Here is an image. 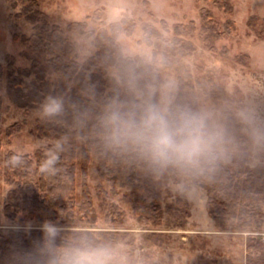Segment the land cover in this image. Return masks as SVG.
<instances>
[{
    "label": "rangeland",
    "instance_id": "obj_1",
    "mask_svg": "<svg viewBox=\"0 0 264 264\" xmlns=\"http://www.w3.org/2000/svg\"><path fill=\"white\" fill-rule=\"evenodd\" d=\"M232 8L225 13L213 0H39L40 7L48 14L52 23L60 24L66 36L77 43L78 57L83 61L99 52V37L110 34L111 26L122 27L117 38L124 56L141 55L160 74L174 78L180 98L194 97L197 102L220 105L225 102L244 103L252 106L264 117V0H227ZM208 8L223 27L231 21L236 27L235 34L214 39V44L226 54H214L201 37V9ZM21 6H12L7 0H0V63L6 64L7 57L13 56L30 82L36 77L31 66L36 59L38 69L55 88H63L67 101L79 96L84 102L94 100V95L80 88L76 79H68L47 66L38 55L24 44L22 35L31 34L34 23L18 15ZM89 17V18H88ZM165 20L166 24L161 22ZM194 21L197 29L193 34L175 36L173 26L178 22ZM71 21H86L94 33L88 37L83 33L68 29ZM135 21L136 28L126 33ZM157 29L169 40L178 38L188 43L184 52L166 54L156 45L151 29ZM149 34L151 42L143 39ZM17 35V38H15ZM42 63V64H41ZM115 66L106 67L113 76ZM105 90L112 88L105 84ZM3 103L0 106V166L4 167L9 151L22 150L33 154L38 148L53 143L60 137L46 132V121L36 115V109L26 111L11 102L6 94V82L0 83ZM98 104V103H97ZM66 123L63 118L61 120ZM60 121V122H61ZM56 123L61 125V123ZM19 123V128L6 134L7 128ZM62 123V124H63ZM95 134L69 135L78 147L88 146V140ZM249 167L264 164V154L246 155ZM99 160L96 149L91 146V161L88 166L87 181L93 194V204L85 213L79 209L81 199V169L77 164L75 207L72 215L62 214L53 221L61 229L76 230H118L125 233L115 246L127 257L128 263L145 264L147 254L153 253L148 264H247V241L249 236L264 241V218L252 226L234 224L220 228L210 217L206 208L207 190L196 178L174 180L172 171L155 178L162 218L154 222L148 217L147 209L138 202L141 191L138 184L146 175L145 165L135 164V182H108L98 175ZM112 165V159L110 161ZM97 185H102L107 194L106 202L116 203L124 210L118 222L106 216V203H100ZM12 185H0V232L10 230L28 231L40 229L44 222L28 217L25 213L16 218L7 216L3 204L8 200ZM182 198L188 204V212L181 218L174 214L178 210L176 199ZM264 210V202L262 203ZM179 212V210H178ZM180 213V212H179ZM159 233L161 236H151ZM260 251L255 250V254Z\"/></svg>",
    "mask_w": 264,
    "mask_h": 264
},
{
    "label": "trees",
    "instance_id": "obj_2",
    "mask_svg": "<svg viewBox=\"0 0 264 264\" xmlns=\"http://www.w3.org/2000/svg\"><path fill=\"white\" fill-rule=\"evenodd\" d=\"M12 6H21L18 15L24 16L28 21L34 23V31L29 35H22L21 39L28 49L38 55L47 66L61 73L68 79H76L77 85L94 95V100L84 102L79 96H73L67 101L62 94L63 88L52 85L45 77L44 72L38 69V63L34 59L32 70L36 77L30 82L26 81L24 74L27 69L20 68L13 56L7 57V63H0V83L6 82V94L20 108L29 111L38 107L45 95L54 94L65 98L69 105L67 115L64 117L66 123L46 122L45 130L56 137H68L69 135L94 134V121H88L83 128L74 125V112L97 113L107 99L114 95L116 83L114 77L108 75V65L116 68L127 64H144L141 55L134 57L124 56L121 52V44L117 35L122 27L112 25L110 34H104L106 40L99 37V52L88 56L83 61L79 60L77 43L68 38L65 30L58 23H52L48 14L41 9L39 0H7ZM225 13H228L232 6L227 0H213ZM202 29L201 37L209 50L214 54H226L227 47L220 50L214 39L228 37L236 33L237 29L231 21L226 27L216 20L213 13L206 7L201 9ZM89 18V17H88ZM166 24L165 20H161ZM131 28L126 33H132L136 28L135 21H132ZM68 29L79 31L90 37L94 31L89 29L86 21H71ZM197 27L193 20L188 23L178 22L173 26L175 36L182 34H193ZM150 35H155L156 45L166 54H177L184 52L188 43L178 38L176 41L169 40L161 35L157 29H151ZM17 38V35H15ZM143 39L151 42L149 34L146 33ZM149 66L152 65L147 62ZM42 64V63H41ZM105 84H111L110 90H105ZM189 102H197L194 97L181 98ZM3 103V96L0 92V106ZM98 103V104H97ZM63 123V124H62ZM19 128V123H14L7 128L6 134L12 133ZM88 146H77L72 141H67L65 151L61 154L59 171L53 176H46L40 173L39 166L44 158V149L51 146L49 143L38 148L33 154L25 153V166L22 169H12L7 166V158L13 152L9 151L4 167L0 166V185L3 183L12 185L9 198L3 204L4 213L12 218L26 214L31 218H38L43 221H55L58 216L72 215L75 207L77 164L81 169V199L79 209L87 213L93 204V194L87 181L88 166L91 161V146L96 149L99 165L98 175L108 182H135V164L140 162L130 156H120L106 153L97 138L89 139ZM1 147V143H0ZM112 159V165L110 161ZM143 164L142 162H140ZM144 165V164H143ZM146 167V166H145ZM146 175L143 182L137 186L141 191L138 202L146 207L148 217L154 222H160L162 210L160 199L154 187L155 178L162 174H154L146 168ZM173 173L175 181L179 176ZM201 186L207 190L206 208L210 217L220 228L230 227L234 224L252 226L257 220L264 218L262 203L264 202V164L257 167H249L246 163V155L240 159H234L228 164L221 166L216 172L195 177ZM97 196L103 205L106 203V216L109 221L118 222L124 210L116 203L106 202V192L102 185H97ZM178 210L174 214L181 218L188 212V204L182 198L176 199ZM62 235L71 238L75 234L87 232L93 238L108 242L114 245L119 239L125 236L124 232L118 230H76L61 229ZM42 236L39 229L32 228L28 231L10 230L7 234L0 232V264H10L11 255L15 251L29 249L33 241ZM153 237L161 235L152 233ZM255 250L260 251L255 254ZM153 253L146 256L145 264ZM247 264H264V241L249 236L247 241ZM128 264H134L133 261Z\"/></svg>",
    "mask_w": 264,
    "mask_h": 264
},
{
    "label": "clouds",
    "instance_id": "obj_3",
    "mask_svg": "<svg viewBox=\"0 0 264 264\" xmlns=\"http://www.w3.org/2000/svg\"><path fill=\"white\" fill-rule=\"evenodd\" d=\"M113 76L115 93L100 111H76L73 116L77 128L94 121V134L106 153L130 156L154 174L172 171L181 178L212 174L249 153L264 154V117L252 106L183 100L176 80L160 75L147 62L117 68ZM68 108L63 96L48 94L35 111L40 120L58 123ZM66 143L67 137H60L45 147L41 174L59 171ZM25 155L14 150L7 166L24 168ZM39 230L42 236L29 249L13 252L10 264H128L117 246L87 232L68 238L50 220Z\"/></svg>",
    "mask_w": 264,
    "mask_h": 264
}]
</instances>
